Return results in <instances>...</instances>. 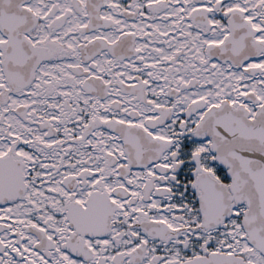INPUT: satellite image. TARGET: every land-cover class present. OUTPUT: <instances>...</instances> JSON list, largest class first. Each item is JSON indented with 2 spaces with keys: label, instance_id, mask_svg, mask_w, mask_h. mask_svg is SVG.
Wrapping results in <instances>:
<instances>
[{
  "label": "snow or ice",
  "instance_id": "1",
  "mask_svg": "<svg viewBox=\"0 0 264 264\" xmlns=\"http://www.w3.org/2000/svg\"><path fill=\"white\" fill-rule=\"evenodd\" d=\"M0 264H264V0H0Z\"/></svg>",
  "mask_w": 264,
  "mask_h": 264
}]
</instances>
